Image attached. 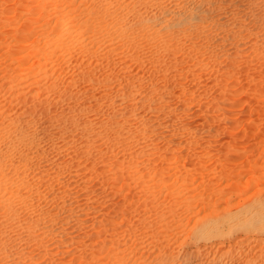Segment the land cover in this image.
Instances as JSON below:
<instances>
[{
  "label": "rangeland",
  "instance_id": "obj_1",
  "mask_svg": "<svg viewBox=\"0 0 264 264\" xmlns=\"http://www.w3.org/2000/svg\"><path fill=\"white\" fill-rule=\"evenodd\" d=\"M252 208L264 0H0V264H242Z\"/></svg>",
  "mask_w": 264,
  "mask_h": 264
},
{
  "label": "bare ground",
  "instance_id": "obj_2",
  "mask_svg": "<svg viewBox=\"0 0 264 264\" xmlns=\"http://www.w3.org/2000/svg\"><path fill=\"white\" fill-rule=\"evenodd\" d=\"M95 8V7H94ZM88 10H89V8H88ZM93 10V9H92ZM95 10V9H94ZM97 11H99V10H97ZM104 11V10H103ZM102 10H101V12H103ZM89 12H90V10H89ZM86 14H90V13H86ZM102 14V13H101ZM105 14V13H104ZM103 14V16H105ZM91 15V14H90ZM85 16H87V15H85ZM100 16H102V15H100ZM96 17H98V16H96ZM89 18H92V17H89ZM89 18H87L88 20H89ZM100 18V17H99ZM86 19V20H87ZM97 20V19H96ZM84 22V21H83ZM67 23L68 22H64L63 23V25H62V28H66L65 27V25L67 26ZM81 24H82V22H80ZM111 23V22H110ZM114 23V22H113ZM112 23V24H113ZM83 24H85V22L83 23ZM88 23H86V25H87ZM115 24V23H114ZM64 26V27H63ZM82 26H85V25H82ZM88 26H89V24H88ZM107 26V25H106ZM81 27V26H80ZM80 27H79V29H80ZM93 27V26H92ZM114 27V26H113ZM67 28H68V26H67ZM66 28V29H67ZM83 28H88L87 26L86 27H83ZM109 28V27H108ZM116 28V27H115ZM66 29H64V30H66ZM84 29V30H85ZM91 29V28H90ZM68 30V29H67ZM65 31L66 33L68 32V31ZM83 30V31H84ZM88 30V29H87ZM92 30V29H91ZM106 30V29H105ZM112 30H114V29H112ZM56 31V30H55ZM61 31H62V29H61ZM75 31V30H74ZM94 31H95V28H94ZM64 32V31H63ZM70 33H69V35H67L68 36V38H69V36H70V34H71V32L73 33V31L72 30H70L69 31ZM106 32V31H105ZM59 33V32H58ZM66 33L65 34H59V35H61L60 37L61 38H64V37H67L66 36ZM81 33V32H80ZM80 33H79V35H80ZM92 33H94V32H92ZM96 33V32H95ZM102 33V32H101ZM75 34H77V33H75ZM72 35V36H77V35ZM91 34V33H90ZM107 34H108V32H107ZM118 36V35H117ZM65 39V38H64ZM64 39H62V42H63V40ZM59 40V39H58ZM68 41V40H67ZM66 41V42H67ZM92 41V40H91ZM64 43V42H63ZM60 45V44H59ZM62 46V45H61ZM72 47V46H71ZM58 48V47H57ZM257 204L259 205V206H262V204H263V200H261V201H258L257 202ZM264 214V213H263ZM225 216V215H224ZM260 216L261 215H259L258 213H255V208H252L250 211H248V212H246V213H242L241 215H239V214H228V215H226L225 217H221V219L220 218H218V220H215V222L213 221L212 223H209V224H207V225H205V227H202V229L203 230H201V231H203L200 235H196V239H197V241H204V243L206 242V243H209L210 242V246H209V249L211 250V248H212V246L213 247H217L218 249H220V248H227V247H229V246H231V242H235L236 244V246L239 244L240 245V243L243 241V240H245L246 238H243L242 236H244V237H247L248 238V236H250V235H252L253 236V234L255 235H259V234H261V235H264V215H262L261 216V219H262V221L261 222H257V221H260ZM255 219V220H254ZM206 224V223H205ZM264 237V236H263ZM240 238H242L241 240H240ZM251 240V239H250ZM261 240V239H260ZM259 240V241H260ZM194 241H196V240H194ZM255 242H258V241H255ZM203 243V242H202ZM259 243V242H258ZM234 245V246H235ZM205 246V245H204ZM216 248V249H217ZM208 250V249H207ZM216 252V251H215ZM214 252V253H215ZM250 254H251V252H249ZM254 254H252L251 255V258H248L247 256H245V260H243L242 259V261H244L243 263L244 264H256V263H258L259 262V264H264V255H263V253L260 251V250H258V251H256V252H253ZM238 254V253H237ZM242 254H240L239 255V258H236V261L238 262V260L240 259V257H242L241 256ZM249 257H250V255H248ZM236 257H238V256H236ZM247 257V258H246ZM220 258V257H219ZM212 260V259H211ZM210 260V263L209 264H221V263H218V262H212ZM263 260V261H262ZM214 261V260H213ZM218 261V260H217ZM221 261V260H220ZM209 262V261H208ZM236 263V262H235ZM242 263V264H243ZM238 264V263H237ZM240 264V263H239Z\"/></svg>",
  "mask_w": 264,
  "mask_h": 264
}]
</instances>
